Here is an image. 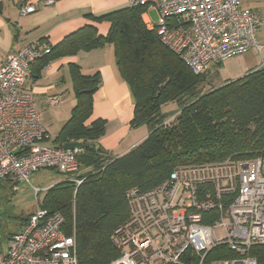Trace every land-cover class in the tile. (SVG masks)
I'll list each match as a JSON object with an SVG mask.
<instances>
[{"label": "built area", "instance_id": "2783aa9c", "mask_svg": "<svg viewBox=\"0 0 264 264\" xmlns=\"http://www.w3.org/2000/svg\"><path fill=\"white\" fill-rule=\"evenodd\" d=\"M128 3L145 6L144 13L149 7L156 12V21L148 19L146 26L195 74L264 46L256 36L264 19L244 0ZM35 10V4H26L19 14ZM48 51V43L30 44L0 64V180H28L30 174L52 168L81 182L75 176L79 149L44 144L48 136L35 98L22 89L30 64ZM60 102L58 96L48 98L51 106ZM126 196L129 216L112 232L119 255L109 264H180L187 251L196 254L195 264H260L255 252L264 245V159L178 165L156 187H132ZM63 225L59 212L49 213L38 204L6 248L0 240V264H78L74 236L66 235ZM220 245L233 256L206 262L207 252Z\"/></svg>", "mask_w": 264, "mask_h": 264}, {"label": "trees", "instance_id": "16d2710c", "mask_svg": "<svg viewBox=\"0 0 264 264\" xmlns=\"http://www.w3.org/2000/svg\"><path fill=\"white\" fill-rule=\"evenodd\" d=\"M145 10L142 5H128L101 16L87 15L96 23L108 22L107 32L100 34L95 24H85L49 44V51L29 66L30 73L38 77L50 61L111 44L118 75L133 100L130 124L146 125L150 130L126 153L107 156L96 144L105 132V120L87 123L100 75L83 74L78 64L68 65L75 104L52 142L63 146L80 141L76 157L86 171L78 175L79 184L66 177L47 188L40 207L64 217L63 231L74 236L78 264H109L119 255L111 235L129 216L126 194L130 188H154L178 165L264 159V66L202 90L216 71L193 73L146 26ZM168 102L176 104L175 114L162 111ZM255 253L264 264V245ZM232 256L227 246L220 245L209 250L205 259ZM196 262V254L187 251L180 264Z\"/></svg>", "mask_w": 264, "mask_h": 264}, {"label": "crops", "instance_id": "0c3cea01", "mask_svg": "<svg viewBox=\"0 0 264 264\" xmlns=\"http://www.w3.org/2000/svg\"><path fill=\"white\" fill-rule=\"evenodd\" d=\"M0 64L5 62L8 55L17 52L21 48L34 43H48L54 45L60 42L66 35L88 23L98 27L100 34H105L108 22L96 23L87 15L101 16L114 10L127 7L129 0H53L51 4H44V0H0ZM245 3V0H244ZM26 4H35L36 10L25 15L19 14V9ZM246 7L247 4H244ZM260 15L258 10L251 8ZM151 14L156 12L148 8L142 15L145 23ZM261 16V15H260ZM262 17V16H261ZM263 18V17H262ZM261 44V43H260ZM264 56L257 48L224 60L220 67L208 68L210 73L216 71V78L212 79L213 87L220 86L228 80L240 78L251 70L261 66ZM75 63L80 66L83 74L91 75L98 72L100 85L93 94L92 114L90 121L101 118L105 120V132L96 141V144L112 158L129 151L133 146L143 140L150 132L146 125L132 127L130 121L133 116V100L127 84L119 77L114 50L111 44L89 51H79L70 56H64L50 61L39 72V76L31 73L22 89L31 92L35 98V104L48 138L44 144L56 136L61 126L70 115L71 108L75 104L74 93L68 73V65ZM31 71V70H30ZM58 96L61 103L69 102L67 112L57 121L53 114L48 118L43 117L48 104V98ZM54 130V137L50 131ZM86 171L79 167L75 176ZM67 176L64 175V179ZM62 180V181H63Z\"/></svg>", "mask_w": 264, "mask_h": 264}, {"label": "rangeland", "instance_id": "374dc122", "mask_svg": "<svg viewBox=\"0 0 264 264\" xmlns=\"http://www.w3.org/2000/svg\"><path fill=\"white\" fill-rule=\"evenodd\" d=\"M247 6L258 10L260 15L264 19V0H245ZM152 20L155 19V15L151 14ZM257 41L264 45V26L258 29ZM262 54L264 56V46L262 48ZM205 72H211L207 69ZM204 72V73H205ZM214 71H212L213 73ZM213 75L210 77V82H207L203 86L202 90H207L212 85ZM217 77L214 76V79ZM69 102L65 101L64 103L59 104L58 106H48L46 107L43 117L48 118L50 114H53L57 121L62 118L64 112H67V107ZM177 106L175 103L168 102L162 108L163 112L175 114ZM52 137H54V130L50 131ZM54 138H52L53 140ZM48 141L46 145H53V142ZM64 179V175L58 173L55 169L52 168H43L40 169L28 176V180H11V179H2L0 180V233H1V245L3 248H6L8 239L11 233H14L18 230L19 223L30 213L35 211L37 205L41 204L47 188L50 186L61 182ZM34 188H38L40 192L36 195ZM38 203V204H37ZM218 235L220 231L216 232Z\"/></svg>", "mask_w": 264, "mask_h": 264}, {"label": "water", "instance_id": "95a60500", "mask_svg": "<svg viewBox=\"0 0 264 264\" xmlns=\"http://www.w3.org/2000/svg\"><path fill=\"white\" fill-rule=\"evenodd\" d=\"M62 147L66 149H80L82 147V143L80 141H70L64 143Z\"/></svg>", "mask_w": 264, "mask_h": 264}]
</instances>
